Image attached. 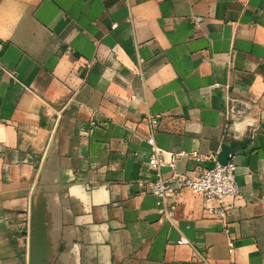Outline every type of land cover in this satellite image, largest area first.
I'll return each mask as SVG.
<instances>
[{
	"label": "crops",
	"instance_id": "1",
	"mask_svg": "<svg viewBox=\"0 0 264 264\" xmlns=\"http://www.w3.org/2000/svg\"><path fill=\"white\" fill-rule=\"evenodd\" d=\"M149 116L237 162L226 217L138 184ZM0 264H264V0H0Z\"/></svg>",
	"mask_w": 264,
	"mask_h": 264
},
{
	"label": "built area",
	"instance_id": "2",
	"mask_svg": "<svg viewBox=\"0 0 264 264\" xmlns=\"http://www.w3.org/2000/svg\"><path fill=\"white\" fill-rule=\"evenodd\" d=\"M116 26L117 24L113 25V27ZM148 121L152 125L151 134L147 140L151 152L149 164L157 177L147 183L138 182V184L146 186V191L156 196L164 218H173L177 196L184 188L191 189L203 197L207 213L218 214L221 218L226 217L230 208L229 201L240 194V186L237 182V162L230 159L222 163L218 154L213 152L202 154L199 151H183L167 154L156 139L155 129L159 124V116H149ZM92 124L94 125L95 122ZM185 157L194 162L198 175H191L187 170H179L178 163ZM164 167L170 168L171 177H163ZM168 200H171L170 203ZM183 242L188 241H180V243ZM229 247L230 251H234L232 241L229 242Z\"/></svg>",
	"mask_w": 264,
	"mask_h": 264
},
{
	"label": "water",
	"instance_id": "3",
	"mask_svg": "<svg viewBox=\"0 0 264 264\" xmlns=\"http://www.w3.org/2000/svg\"><path fill=\"white\" fill-rule=\"evenodd\" d=\"M218 157H219V160L222 162V163H226L230 160V158H224L222 157L220 154H218Z\"/></svg>",
	"mask_w": 264,
	"mask_h": 264
}]
</instances>
